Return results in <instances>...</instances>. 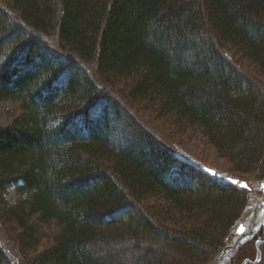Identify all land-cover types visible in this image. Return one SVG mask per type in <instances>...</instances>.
<instances>
[{
    "label": "trees",
    "instance_id": "16d2710c",
    "mask_svg": "<svg viewBox=\"0 0 264 264\" xmlns=\"http://www.w3.org/2000/svg\"><path fill=\"white\" fill-rule=\"evenodd\" d=\"M7 99L0 264H209L249 189L172 144L264 181V0H0Z\"/></svg>",
    "mask_w": 264,
    "mask_h": 264
},
{
    "label": "rangeland",
    "instance_id": "374dc122",
    "mask_svg": "<svg viewBox=\"0 0 264 264\" xmlns=\"http://www.w3.org/2000/svg\"><path fill=\"white\" fill-rule=\"evenodd\" d=\"M17 111H18V102L11 99L2 101L0 103V125L6 126L10 122L12 116L17 113ZM178 141L179 142L172 144L174 154L178 158L186 162H189L191 164L198 163L208 168H213L219 174L232 177L229 176L224 170L225 167L224 160L217 157L214 149L209 147V145L205 144L201 136H199V134H191L189 136L181 138ZM256 174L257 172L250 175V177L241 176V178L238 175L233 174L234 175L233 177L236 176L237 178L240 179L245 178L246 180H248L249 183L248 186L250 187L248 194L249 198L246 207L242 213V217L239 220H243L244 218L250 215L255 200L257 199V197H260L264 194L259 189V182L262 179L257 178ZM5 196L7 200L12 204L16 203L20 198H22L21 195L17 193L14 187H10L6 191ZM47 228H48L47 226H43V229H47ZM261 229H264V226L255 230L254 233L249 238H247L245 242L238 241L234 246V249L229 253L228 259L223 264H230L231 262L234 263L238 259H241L240 264H248L250 260H253L255 263L260 261V257L258 255L259 252L258 251L255 252L254 250L252 252V249L253 247L259 249V245L261 244V241L254 240L253 238L255 235L259 233ZM234 238L235 235L233 233V230H231V233H229V235L224 239L225 245L233 244ZM4 243L6 246H8V249L10 248L8 250L9 251L8 253L10 257L14 260V262L16 263L18 262L21 264L19 255H17L15 250L12 249L11 245H9V243L5 240ZM220 251L216 254V256L220 253ZM213 260L209 264H211ZM258 264H262V262H259Z\"/></svg>",
    "mask_w": 264,
    "mask_h": 264
},
{
    "label": "water",
    "instance_id": "95a60500",
    "mask_svg": "<svg viewBox=\"0 0 264 264\" xmlns=\"http://www.w3.org/2000/svg\"><path fill=\"white\" fill-rule=\"evenodd\" d=\"M194 165L197 168H201L203 171L209 173L211 176H215L216 178H218V179H220V180H222L224 182H229L231 184H236V185H238L239 187H242V188H247V189L250 188L248 186L247 182L244 181V180H239L236 177H228L226 175L219 174V173L216 172V170L208 168V167L203 166V165H200L198 163H194ZM233 181H236V183H233ZM259 185H260V187H259L260 191H262L264 193V181H260ZM261 199H264V194L262 196H260V197H257V199L255 200V205L258 204ZM246 218H244L243 220L237 221L235 226H234V228H233V233H234L235 237L237 238V241H239V242H245L247 240V238L250 237V236L249 237L247 236L248 234L244 233L243 222L246 220ZM261 225H264V217L261 219ZM235 245H236V242L233 243V244L225 245L221 249L220 253L214 258V260H213V262L211 264H216L217 258L219 256H221V255L225 256V260H224V262H225L228 259V254L234 249Z\"/></svg>",
    "mask_w": 264,
    "mask_h": 264
},
{
    "label": "bare ground",
    "instance_id": "6f19581e",
    "mask_svg": "<svg viewBox=\"0 0 264 264\" xmlns=\"http://www.w3.org/2000/svg\"><path fill=\"white\" fill-rule=\"evenodd\" d=\"M264 217V199H261L258 204L253 205L250 215L243 222L244 233L251 236L255 230L261 227V219ZM237 243V238L233 239V243ZM229 255V254H228ZM225 260V256H219L216 260V264H222Z\"/></svg>",
    "mask_w": 264,
    "mask_h": 264
},
{
    "label": "snow or ice",
    "instance_id": "6c2138e0",
    "mask_svg": "<svg viewBox=\"0 0 264 264\" xmlns=\"http://www.w3.org/2000/svg\"><path fill=\"white\" fill-rule=\"evenodd\" d=\"M233 183H236V181H233ZM246 187V186H245Z\"/></svg>",
    "mask_w": 264,
    "mask_h": 264
}]
</instances>
